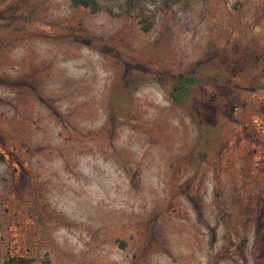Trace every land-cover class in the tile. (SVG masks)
<instances>
[{
  "label": "rangeland",
  "instance_id": "1",
  "mask_svg": "<svg viewBox=\"0 0 264 264\" xmlns=\"http://www.w3.org/2000/svg\"><path fill=\"white\" fill-rule=\"evenodd\" d=\"M98 5L0 0V264H264V0Z\"/></svg>",
  "mask_w": 264,
  "mask_h": 264
},
{
  "label": "trees",
  "instance_id": "2",
  "mask_svg": "<svg viewBox=\"0 0 264 264\" xmlns=\"http://www.w3.org/2000/svg\"><path fill=\"white\" fill-rule=\"evenodd\" d=\"M71 4L73 7L85 8L90 13H96L100 10L98 0H71ZM138 23L141 25L143 31H147L150 26V23L143 18L141 13L138 15ZM186 82V79L180 77L178 84L174 87V91L179 94L184 89ZM2 159L3 155L0 153V160ZM3 264H31V261L23 257H10Z\"/></svg>",
  "mask_w": 264,
  "mask_h": 264
}]
</instances>
